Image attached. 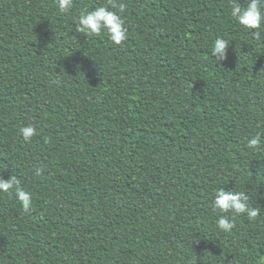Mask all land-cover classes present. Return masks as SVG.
Instances as JSON below:
<instances>
[{
	"label": "trees",
	"instance_id": "16d2710c",
	"mask_svg": "<svg viewBox=\"0 0 264 264\" xmlns=\"http://www.w3.org/2000/svg\"><path fill=\"white\" fill-rule=\"evenodd\" d=\"M121 2L115 45L75 31L107 0H0V174L33 194L25 211L0 193V264H264V146L246 148L264 132V41L230 0ZM220 187L260 215L221 232Z\"/></svg>",
	"mask_w": 264,
	"mask_h": 264
},
{
	"label": "clouds",
	"instance_id": "9594fccd",
	"mask_svg": "<svg viewBox=\"0 0 264 264\" xmlns=\"http://www.w3.org/2000/svg\"><path fill=\"white\" fill-rule=\"evenodd\" d=\"M54 2L61 14L70 12L74 7V0H54ZM230 3L231 18L251 31L254 39L264 41V0H246L245 3H241L240 0H230ZM124 11L125 4L121 0H107L106 4L81 12L75 19V31L82 33L85 37H100L106 34L113 44L121 45L128 39ZM230 41L232 40L218 36L213 42L210 55L219 62L226 61ZM19 131L24 141H30L38 135V129L34 123L21 127ZM261 146H264V132H257L246 141L248 150L256 151ZM3 169H0V173ZM33 173L39 177L44 173V168L34 167ZM213 192V210L221 213L216 218V226L223 233L232 232L235 227V216L246 214L252 221L260 215V208L250 205V197L244 191H232L220 187L215 188ZM0 193L15 195L25 211L32 207L33 194L25 190L21 178L16 174H11L7 179L0 174ZM224 213L233 215L230 217Z\"/></svg>",
	"mask_w": 264,
	"mask_h": 264
}]
</instances>
